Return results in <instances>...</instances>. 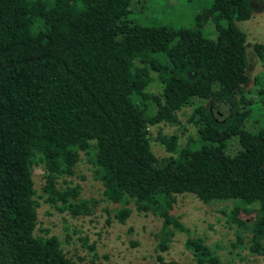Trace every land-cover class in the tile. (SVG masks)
Masks as SVG:
<instances>
[{
  "label": "trees",
  "instance_id": "16d2710c",
  "mask_svg": "<svg viewBox=\"0 0 264 264\" xmlns=\"http://www.w3.org/2000/svg\"><path fill=\"white\" fill-rule=\"evenodd\" d=\"M251 2L209 0L211 39L197 18L176 29L135 23L129 0H0V264H78L56 236L35 227L41 197L71 215L91 212L95 202L79 198L77 186H57L58 177L73 174L80 152L103 198L122 205L119 221L131 202L157 216L160 234L169 235L183 230L171 213L176 195L232 200L231 220L248 230L250 252L264 251V130L244 123L248 44L235 24L251 16ZM250 46L261 58L264 45ZM153 83L156 91L148 90ZM192 98L209 101L193 105L186 119L195 136L181 147L176 135L157 136L167 155L155 156L148 128L176 123ZM220 100L232 101L224 117L211 107ZM232 135L239 148L230 155ZM34 166L42 169L39 192ZM248 204L259 217L237 219L239 205ZM185 244L192 264H220L201 238ZM157 247L164 250L165 240Z\"/></svg>",
  "mask_w": 264,
  "mask_h": 264
},
{
  "label": "rangeland",
  "instance_id": "374dc122",
  "mask_svg": "<svg viewBox=\"0 0 264 264\" xmlns=\"http://www.w3.org/2000/svg\"><path fill=\"white\" fill-rule=\"evenodd\" d=\"M251 1V16L235 22L248 44L245 47L248 80L240 87L244 96L251 101L244 122L246 128L264 130V49L262 57L258 58L250 46L252 43L264 45V0ZM208 5L209 0H129L128 17L144 26L164 25L174 29L192 27L194 18H197L203 22L202 33L213 39L215 29L208 19ZM156 89L154 83L148 88L151 91ZM236 98L237 95L232 101L236 102ZM220 101L212 102L211 107L224 117L232 101ZM208 102L192 98L191 105L177 113L176 123H159L149 127L152 153L157 157L167 155L156 140L157 136L176 135L178 147L183 146L189 137H194V128L186 119L193 105ZM149 108L151 112L154 111L152 106ZM238 148L237 138L230 136L225 142V153L231 155ZM32 180L36 192H39L43 183L39 166L33 167ZM57 186H77L79 198L95 202L91 212L71 215L51 207L42 197L38 198L35 233L56 236L64 254L78 264H158L157 255L164 260L192 264L194 254L185 244L188 237L201 238L204 244L214 250L220 264H264V251L250 252L248 230L231 220L230 212L236 204L232 200L202 203L190 193L176 195L171 213L183 230L174 228L172 234L161 235L160 219L151 213L136 211L131 202L124 206L129 209V213L123 221L114 216L122 205L103 198L101 183L94 177L91 163L82 152L79 153L73 174L58 177ZM259 214L255 204L239 205L236 218L251 222ZM160 240H165L167 245L162 251L157 247Z\"/></svg>",
  "mask_w": 264,
  "mask_h": 264
}]
</instances>
